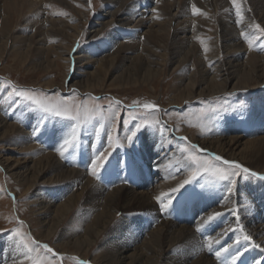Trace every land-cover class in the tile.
<instances>
[{"label":"rangeland","instance_id":"obj_1","mask_svg":"<svg viewBox=\"0 0 264 264\" xmlns=\"http://www.w3.org/2000/svg\"><path fill=\"white\" fill-rule=\"evenodd\" d=\"M161 1L116 0L113 6L107 4V0H45L44 3L39 2L33 6L31 1H29V3L24 5L23 13L20 11L17 14L15 10L14 13L3 12L0 14V103L4 104L3 114L8 116L10 121L17 122L21 126L31 129L33 142L37 146L47 151L49 149L56 151V148L63 142V138L69 133L73 122L44 113L31 102L16 95L14 89L43 90L40 93L41 95L75 101L76 103H83L92 107L99 105L106 116L110 115L112 111L119 113L114 123L111 119L100 121V118L97 117L91 123L83 125L79 130L78 149L75 152L70 150L67 154L69 159L60 156L64 164L75 169L85 170L92 177V180L102 184L100 186L105 187V190L113 188L108 182L105 183L106 178H102V173L100 179H96L90 174L89 162L95 154L107 148L109 135H113L116 139L113 141L114 147L108 149L111 153L109 157L110 164L109 161L106 163V166L108 164L109 166L105 172L111 170L112 159L114 158L119 159L123 164L127 162L133 163V160H141V155L137 154V152L143 148V135L148 132H154L161 137V143L159 149L156 150V157L154 158L157 162L161 159L164 161L161 166H156L155 164L151 173L157 177V173L163 171L160 176L163 180L181 177L180 182H182L189 170L183 168L187 153H182L181 149L194 145V142H192L194 140L188 134L181 135L188 138L187 142L182 140L181 137L174 139L173 131L180 130L178 125H180L182 131L185 128H189L194 131H203L207 135H216L213 137L227 136L226 119L232 122L237 121L238 124L236 123V126L241 124V126L249 127L248 124L252 116H254L257 120L260 119L258 124L264 126V85L256 90H237L224 95L219 94L213 98L197 100V102H183L180 106L174 104L169 106L173 100L177 99L178 91L183 90L182 88L191 79L196 82L203 78L208 79L216 76L219 59H213L208 65L210 71L205 70L206 72L202 73L201 67H204V65L197 66L196 52L201 50L208 57L212 56L218 49L226 48V45L223 46L221 44L223 36L220 31L224 30L220 27L225 25L224 23L228 21V17L234 18L236 28L241 32V35L239 34L240 39L248 46V52L240 56L239 61L247 63V65L251 64L252 58L249 51L264 55V36H260L259 31L255 28L256 24L264 27V3L262 2L264 0H239L243 16L246 13L251 18L250 20L244 18L243 22H238L239 18L236 15L232 0H227L230 4L229 6L225 5L223 0H213L214 2L211 0H169L174 2V7L170 13L167 10L166 18H159L158 24L153 26V29L158 30L155 31L157 37L153 40L149 39L148 33H146L149 32L148 25L131 27L129 25L119 26V23H113V25L111 24L97 35H92L93 33L89 32L93 25H97L95 23L99 18H110L108 15L101 16L104 15L106 9L110 10L111 13L115 12L119 7H127L126 10H130L128 13L130 16L144 14L147 11L155 14L159 13L158 6ZM193 5L202 10L200 14L193 12ZM41 7L44 12L39 11ZM243 7L245 10H243ZM175 12L179 17L172 16ZM46 17L51 20L44 22L43 18ZM172 17L173 20H171ZM189 18H191V21L193 20L196 28V34L193 33L191 40L194 43L196 42L200 49L198 47L194 49L186 60L184 58L186 56L184 50H188V48L180 43L185 39L191 38L192 33L186 34L188 38H183L185 35L181 30V25L183 24L178 25L177 23L184 21L188 24L190 22ZM234 21L231 22L234 23ZM6 22V30H3L2 27L5 26ZM168 22H172L171 25L165 24ZM191 24L189 23L187 28H190ZM191 30L193 31V29ZM111 33H113L115 38L106 41ZM242 33H248L250 37H258V40L250 47L243 38ZM105 42L107 44L106 47L103 46L101 47L102 49H97L100 44L102 45ZM120 42L125 43L127 47L120 53H115L116 45ZM77 52L91 56V61L85 64L84 62L77 64L72 62L73 66H71L65 60V57L70 53V56H74ZM106 53L113 54L115 60L113 63L108 61L106 66L97 69L103 61L97 60V62L95 59H101ZM142 56H147V59L145 58V61L143 60L140 64L136 57ZM262 59H259L262 64L259 66L260 68L264 67ZM145 62L154 69L149 75L145 74L147 71ZM74 64L75 66L77 65L76 68ZM237 67L239 68L240 66ZM125 71H130L132 74L119 76ZM73 82H76L77 86H71ZM203 82L199 84L200 87L198 88L204 87L202 85H205V82ZM96 97L99 99H94ZM116 101L119 103H114ZM133 101H139L141 104L151 102L157 105L158 108L149 114V110L133 106ZM31 111L38 112L40 115L35 126H30L25 122L26 114ZM257 114H260V116L256 117ZM145 121L153 122L152 126L142 128L137 137L133 138V142H128L125 137L130 135V130H134L135 124H144ZM155 121L160 123L155 124ZM238 121H243L244 123L242 124ZM169 122L172 123V126H170ZM101 123L104 124L102 129L100 128ZM38 126L41 131L39 134H35L33 130ZM56 127L61 129V133H58L60 137L51 146L52 148L47 147L49 143L46 141V145L43 141L44 137L41 135L45 131H51V134L52 132L54 133L57 129ZM113 127H115V131H113ZM170 128H173V130L171 131ZM252 133L248 131V135ZM259 133L264 134L262 130ZM17 137L18 135H15V138ZM84 151L87 152L85 158H89V160L86 159L83 162L82 159L84 158L79 155ZM192 151L205 158H210L209 154H213L210 151L201 152L197 149H192ZM11 152H14V150H4L2 153L23 160L36 158V155L12 154ZM136 162L139 163V161ZM216 164L226 167L222 161H216ZM134 165L137 167L136 164ZM251 170L264 175V171L260 172L262 169ZM49 171L48 175H52L51 170ZM112 177L114 176H110V178ZM258 179L248 174H242V178L238 179L234 193L242 194L245 199L248 187L254 183L253 180ZM153 180L151 181L153 185L161 181L159 177L157 179L153 178ZM113 182L115 183V179ZM139 182L143 184L146 181L138 180ZM20 183L22 182L14 179L0 163V230H2L0 231V253L3 254L0 261H2V264H34V261H39L40 264H79L80 260L87 261L89 264H99L98 261L92 260L94 255L100 254L103 250L111 252L120 249L113 242L105 241L107 236V233H105L97 237V243L87 251L88 255L61 252V249L56 245L58 243H66L68 239L73 238L72 236L82 235L86 230L87 224L90 223L96 213V210L93 209H80L81 203L79 207L73 209L61 221L58 226V232L50 240H41L39 235H44L45 233H43L45 227L42 224L46 216L39 213L37 205L34 203V193L37 192L41 196L40 198L44 197L47 201H51V190H54L51 188L56 186H36L26 190V187H23ZM136 183L129 180L127 185L137 187L138 183ZM69 184V189L67 187L65 193L55 198L53 202L60 203L73 191L80 189V183L77 180H71ZM119 184H125L124 178L119 180ZM177 185L163 193L171 196L170 190L177 187ZM206 186H210L208 187L209 189L215 186L217 189L224 185L220 182L212 181L207 175H202L193 184L187 186L185 190H181L180 194L178 193L172 197L173 203L168 210L162 209L160 201L155 200L156 209L159 210L162 217L168 212V218L171 217L178 220L181 215H185L187 210L189 211V208H191L189 204L192 197L197 205L203 194L202 192H205ZM16 191L19 192L16 193ZM187 192L193 194L185 200L188 209H180L178 202H181ZM222 200H224V197ZM138 208L141 207H136V209ZM141 209L128 212L120 210L117 213L118 217L112 223L110 229L116 225L118 220L123 219L120 230L123 233L117 236L119 239H122L120 236L124 234L128 227L140 230L142 222L145 221L147 224L146 230L148 231L161 222L158 218L152 222L149 221L147 215L155 214V212L151 211V213L147 211V208ZM202 214L191 217L189 220L191 222L188 224L193 225L195 221L202 219L204 216ZM125 217L128 220H125ZM141 217H144L145 220L142 221ZM150 218L152 217L150 216ZM13 229H19L20 235L28 242L29 247H33L32 241H35V250L28 253L31 257L30 259L24 258L22 248L21 253L16 254L17 256L15 255L17 258L13 257L11 259L6 256L8 251L6 247H11L13 241L17 243L19 241V237L12 231ZM43 244H47L53 252L49 253L39 247ZM73 257L79 259H73Z\"/></svg>","mask_w":264,"mask_h":264},{"label":"bare ground","instance_id":"obj_2","mask_svg":"<svg viewBox=\"0 0 264 264\" xmlns=\"http://www.w3.org/2000/svg\"><path fill=\"white\" fill-rule=\"evenodd\" d=\"M29 1H31L33 6L39 2L44 3L45 0H0V14L3 12L14 13L15 10L17 14L20 13V11L23 13L24 5L29 3ZM211 1L214 2L213 0ZM115 2L116 0H107V4L110 6H113ZM223 2L227 6L230 5L227 0H223ZM262 2L264 3V1ZM173 7L174 2L162 0L158 6L159 13H155L156 15L147 11L144 14H136L133 16L128 14L130 10H126L127 7H119L115 12L111 13L110 10L106 9L104 15L101 16L108 15L110 18H99L95 23L97 25H93L89 32L93 33L92 35H97L111 24L113 25V23H119V26L129 25L131 27L148 25L149 32L146 33H148L149 39L153 40L157 37L155 31H158L155 28L153 29V26L158 24L159 18H166L167 10L168 13H170ZM243 10H245V8ZM39 11L44 12L42 7ZM244 14V18L247 20L251 19L248 17L249 14ZM174 15L179 17L176 12L172 14V16ZM43 19L44 22L51 20L49 17ZM171 20H173V17ZM188 20L190 21L189 23H192L190 28H187L189 23L186 24L184 21L177 23L178 25L183 24L181 25V30L185 33L183 38H188L186 34L192 33L191 38L185 39L180 43L188 48V50H184L186 52V56H184L186 60L194 49L198 47L196 42L194 43L193 40H191L193 33L196 34L195 25L193 24V20L191 21V18ZM231 21H234V18L228 17V21L224 23L225 25L220 27L224 30L220 31L223 36L221 40V42H223L221 44H223V46L226 45V48L218 49L212 56L208 57L205 56L201 50L200 52L199 50L197 52L195 50L197 55V66L201 64L204 65V67H201L202 73L210 71L208 65L213 59H219L216 76L208 79L203 78L196 82L191 79V81L182 88L183 90L178 91L177 99L173 100L169 106L173 104L180 106L183 102H197V100L209 99L219 94L224 95L228 92L231 93L237 90H256L264 85V74H262L264 72V67H259L262 65L259 59L263 58L262 60L264 61V55H258L249 51L252 58L251 64L247 65V63L239 61L240 56L248 52V46L240 39L241 32L236 28V22L234 21V23H232ZM171 23L172 22H168L165 24L171 25ZM6 25L7 22L5 26L2 27L3 30H6ZM49 28L51 27L49 26ZM191 29H193V31ZM107 38L106 41L114 39L115 37L113 33H111ZM106 45V42L102 43L97 49H102L101 47H106ZM126 47L127 45L125 43L120 42L116 45V50H114V52L120 53ZM70 54L65 57V60L68 61L71 66H73L72 62L76 64L84 62L85 64L91 61V56L87 54L80 52L75 53L74 56H70ZM233 57H235L234 60L236 61H231ZM136 58L141 64L143 60L145 61V58L147 59V56ZM97 60L103 61L99 68H97L100 69L102 66H106L108 61L113 63L115 58L113 54L106 53L101 59H95V61ZM146 65L147 71L145 74L149 75L154 69L149 66L148 63H146ZM237 66L240 67L238 68ZM76 67L77 65L75 68ZM127 74L130 75L132 73H130V71H125L119 76L122 77ZM203 81L205 82V85H202L204 87L198 88L200 87L199 84ZM76 84V82H73L71 86H77ZM3 109L4 104L0 103V163L2 166L14 177V179L21 181L22 183L20 184L26 187V190H30L36 186H56L51 188L54 189L51 190V201H47L44 197L40 198L41 196L37 192L34 193L36 200H34V203L37 205L39 213L46 216L42 224V226L45 227L43 230V233H45L44 235H39L41 240H50L55 233L58 232V226L61 221L66 218L68 213L73 209L79 207L80 203V209L96 210L93 219L87 224L86 230L82 235L77 237L72 236L73 238L68 239L66 243H58L56 245L61 249V252L88 255L87 251L96 245L97 237L107 233L105 241L113 242V244H116L120 249L111 252L103 250L100 254L94 255L92 260L98 261L99 264H231V255L235 254L237 250H239L241 255L236 261V264H264V181L261 179L253 180L254 183H250L251 185L247 189L248 192H246L247 195L245 199L244 196L239 193H233L231 197H227L226 199L224 186L218 187L217 189L215 186L210 189L208 188L210 186H206L204 189L205 192H202L203 194L197 205L193 197L189 204V207H192L190 211L192 214L194 212L196 214L203 213L202 215L204 216L202 219L195 221L193 225H189L188 223L191 221L188 220V215H184V217L181 215L177 220L171 217L168 218L167 212V214L162 217L155 206V198L161 192L163 193L169 188L176 186L180 182L181 177L172 180H163L160 177L163 171L158 172L157 177L156 175H149V178H147L144 174L143 179L149 183L142 182L143 184H141L136 181L138 183L135 182L137 187L129 186L127 183L126 185L119 184L116 181L114 183L112 179L114 177H112L111 179H106L105 183L108 182L113 189L105 190V187L103 188L100 186L102 184L94 182L92 177L89 176L85 170L75 169L64 164L63 159L60 158V155L55 150L49 149L47 151L37 146L33 142L32 130L28 127H23V125L21 126L17 122L10 121L9 117L3 114ZM39 116L38 112H28L26 114L28 125L35 126ZM257 116H260V114H257L256 117ZM253 117L254 116H252L248 124L249 127L244 125L241 126V124L240 126H236L237 122L227 120L228 131L226 137H213L216 135H207L203 133V131H194L189 128H185L182 131L178 124L175 125H178L180 130L173 131V134L179 136L188 134L191 139L194 140L192 142L196 143L200 148L206 149L222 157L224 160L238 162L250 169H262L260 172H263L264 134L259 132L261 130L264 132V126L258 124V120L260 119L257 120ZM169 123L170 125L172 124L171 122ZM56 128L54 133H46L43 136L50 146H53L60 137L58 133H61V129L60 127ZM248 131L253 133L248 135ZM15 135H18V137L15 138ZM160 140L161 137L154 132H148L143 135V148L141 149V153L145 158L143 157L144 160L142 163L147 165L143 166L147 167L149 173L153 172L152 170L155 164L156 166L163 165L162 162L164 160L161 159L162 161L159 160L157 162L154 158L156 157V150L159 149ZM4 150H14V152H11L12 154L36 155V158H27L24 160L17 159L13 158L11 155H4V153H2ZM43 150H45V152H43ZM84 152L79 155L84 158L82 159L83 162L86 159L89 160V158H85L87 152ZM115 160V158L112 159L111 170H115V166H117ZM137 168L139 167H133L135 173H137L135 171ZM49 170H51L52 175H48L50 172ZM117 170H119V168H117ZM158 177L159 180H161L160 183L153 185L155 180H153V178L157 179ZM133 179L135 180V176ZM69 180H77L80 183V189L73 191L60 203L53 202L55 198L61 196L69 189ZM152 180L153 182L151 183ZM18 192L19 191H16V193ZM192 195L193 194L190 192L184 195L179 203L180 209L187 206L185 200ZM223 197L224 200H222ZM136 207H141L142 209L147 208V211L150 212L154 211L155 214L151 212L152 214L147 215L149 221L152 222L158 218L161 222L147 231V224L143 221L145 218L141 217L143 224L140 230L128 227L124 234L120 236L122 239H119L117 236L123 233V231H120L123 219L118 220L116 225L110 229L112 223L118 217L117 213L120 212V210L128 212L141 209H136ZM50 213H52L51 216ZM214 213H221V215L208 221V217L212 216ZM150 216L152 218H150ZM125 220H128V218L126 219L125 217ZM108 229H110V231H108ZM245 234L250 235L252 239L245 240L243 238ZM208 236H212L214 241H216L213 244L211 252L206 246ZM16 245L17 242L13 241L11 247H6L8 250L6 253L7 257L12 259L17 256L16 254L21 253V248H17ZM257 245H259V247H257ZM225 249L228 251H224ZM217 251L221 252L220 258H217L215 255ZM2 255L3 254L0 253V259H2ZM0 264H2V261H0Z\"/></svg>","mask_w":264,"mask_h":264},{"label":"snow or ice","instance_id":"obj_3","mask_svg":"<svg viewBox=\"0 0 264 264\" xmlns=\"http://www.w3.org/2000/svg\"><path fill=\"white\" fill-rule=\"evenodd\" d=\"M232 4L235 6L236 15L239 18L238 22H243L244 16L241 11V4L239 0H232ZM201 11H202L201 9L193 5V12L195 14H200ZM255 28L259 31L260 36H264V27H261L259 24H256ZM242 35L243 38L248 42L250 47L254 44L256 40H258V37H250L248 33H242ZM14 91L16 95L22 97L26 101L31 102L44 113L51 114L53 116L73 122L69 133L63 138V142L56 148V151L59 153V155L65 159H69V156L67 154L70 152V150L72 152H75V150L78 149L79 130L83 127V125L91 123L97 117L100 118V121L111 119L114 123L116 116L119 115L118 112L112 111L110 115L106 116L101 111L99 105L92 107L87 104L76 103L75 101L57 99L49 95H41L40 93L43 90L38 91L35 89H18V90L14 89ZM94 99L98 100L99 98L96 97ZM114 103L118 104L119 102L116 101ZM133 106L140 107L145 110H149V114H151L152 111L158 108V106L155 105L154 103L149 102V103L141 104L139 101H133ZM152 123L153 122L151 121H145L144 124L141 123L135 124L134 130H130V135L126 136L125 139L128 142H133V138L137 137V134L141 131V129L152 126ZM154 123L159 124L160 122L155 121ZM103 127L104 124L101 123L100 128L102 129ZM33 131L35 134H39L41 129L38 126ZM113 131H115V127H113ZM115 139L116 137H114L113 135H109L107 148L104 149L103 151H99L90 159L89 162L90 174L94 176L96 179H100L101 173L104 170H106V163L109 161V157L111 155L108 149L114 147L113 141ZM181 139L184 140L185 142H187L188 140L187 137H181ZM198 148H199L198 145H190V147L181 149L182 153H187L186 160L183 164V168L188 169L189 171L186 178L183 179V181L180 182L177 185V187L172 188L170 190L172 194L171 196L166 193H161L160 196L156 197V200L160 201V206L162 209L168 210L173 203L172 197L178 193L180 194L181 190H185L187 186L193 184V182L197 181L198 177H201L202 175H207L214 182L222 183L225 186V195L228 197H231V195L236 190L238 179L242 178V174H248L250 176L264 180V175L257 172H253L251 169L245 167L242 164H239L238 162L224 160L222 157L215 154H209L210 158L201 157L192 151V149H198ZM199 150L201 152L207 151L206 149H199ZM216 161H222L223 165H225L226 167L218 166L216 164ZM124 182L127 181L125 180ZM219 215H221V213H214L212 216L208 217V221L213 220L214 217H217ZM12 231L16 234L17 237H19V241L16 247L22 248L25 259H30L31 257L28 255V253H31L32 251L35 250V246H36L35 241H32L33 247H29L28 242L25 241L23 236L20 235L19 229H13ZM243 238L245 240L252 239V237L247 234H245ZM214 242L216 241H214V238L212 236L207 237L206 246L210 252L212 251ZM39 247H42L49 253L53 252V250L47 244L40 245ZM257 247H259V245H257ZM224 251H228V250L225 249ZM215 255L217 256V258H220L221 252L217 251ZM240 255L241 253L239 252V250H237L235 254L231 255V264H236V261L240 258ZM73 259L78 260L79 258L73 257ZM34 264H40V262L34 261ZM79 264H89V262L80 260Z\"/></svg>","mask_w":264,"mask_h":264}]
</instances>
